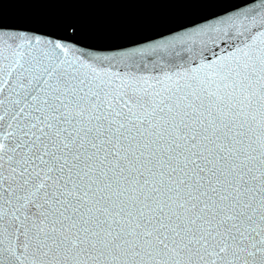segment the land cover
I'll use <instances>...</instances> for the list:
<instances>
[{
  "label": "snow or ice",
  "instance_id": "6c2138e0",
  "mask_svg": "<svg viewBox=\"0 0 264 264\" xmlns=\"http://www.w3.org/2000/svg\"><path fill=\"white\" fill-rule=\"evenodd\" d=\"M64 31L0 23V264H264V0Z\"/></svg>",
  "mask_w": 264,
  "mask_h": 264
},
{
  "label": "water",
  "instance_id": "95a60500",
  "mask_svg": "<svg viewBox=\"0 0 264 264\" xmlns=\"http://www.w3.org/2000/svg\"><path fill=\"white\" fill-rule=\"evenodd\" d=\"M229 0H95L89 3H50L47 0H3L0 23L10 27L36 30L60 39L71 36L68 24L79 27L81 46L96 50H115L159 39L180 23L201 15L221 12ZM251 2V0H249ZM258 3L259 0H256ZM70 42V41H65Z\"/></svg>",
  "mask_w": 264,
  "mask_h": 264
}]
</instances>
